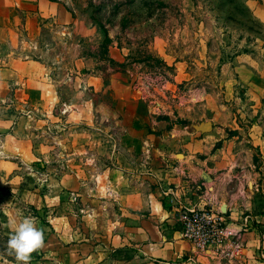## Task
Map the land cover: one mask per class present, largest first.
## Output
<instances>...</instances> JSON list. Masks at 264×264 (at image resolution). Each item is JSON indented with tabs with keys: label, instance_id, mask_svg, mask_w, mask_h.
<instances>
[{
	"label": "rangeland",
	"instance_id": "1",
	"mask_svg": "<svg viewBox=\"0 0 264 264\" xmlns=\"http://www.w3.org/2000/svg\"><path fill=\"white\" fill-rule=\"evenodd\" d=\"M14 2L0 0V264H18L7 239L22 215L54 240L30 264H101L112 188L154 191L182 144L218 117L239 127L228 137L243 138L264 186L250 136L264 135V22L253 13L264 0ZM55 5L65 16L48 17ZM45 90L56 98L39 106ZM68 106L82 116L66 119Z\"/></svg>",
	"mask_w": 264,
	"mask_h": 264
},
{
	"label": "crops",
	"instance_id": "2",
	"mask_svg": "<svg viewBox=\"0 0 264 264\" xmlns=\"http://www.w3.org/2000/svg\"><path fill=\"white\" fill-rule=\"evenodd\" d=\"M40 1L15 0L14 5L25 4L29 8L30 5L40 6ZM263 12L264 9L260 7L253 11L261 22H264ZM65 13L62 7L55 5L46 14L58 19ZM36 64L43 67L41 63ZM249 64L251 68H256L253 60ZM46 74L41 71L38 74L41 78L38 79L42 80ZM259 77L264 79L263 67ZM23 83L25 85L26 80ZM46 94L54 102L55 91H41L39 106L43 105L41 101ZM62 111H65L62 114L68 120H77L82 116L81 112L69 106L68 109L62 108ZM50 116L54 117L52 113ZM216 119L219 126L211 129L203 139L187 140L182 144L181 153H176L181 155V160L175 166L165 165L167 170L157 176L158 186L154 191L147 187H136L133 180H123L118 187L112 188V201L103 203V208L106 204L111 210V231L105 230L96 240L100 242L95 250L96 256L101 257V264H264L259 257L260 236L258 224L255 223L256 218L264 216V186L260 189L256 182L259 174L254 171L252 151L245 147L243 138L234 134L228 137L227 131H237L241 136L239 127L219 117ZM250 132L251 144L259 146L263 154L264 135L252 128ZM219 142L221 146L216 148ZM261 170L264 174V163ZM114 184H118V181ZM61 191L54 188L53 198ZM166 191L168 195H164ZM38 197L40 199V195ZM203 205L226 208L228 234L219 246L205 253H196L189 243L180 238L179 212L182 207ZM244 215L253 218L245 229L241 222ZM50 237L49 234L45 236L44 248L47 242L54 243ZM82 245L87 251L88 244ZM121 252L131 256L119 259Z\"/></svg>",
	"mask_w": 264,
	"mask_h": 264
},
{
	"label": "built area",
	"instance_id": "3",
	"mask_svg": "<svg viewBox=\"0 0 264 264\" xmlns=\"http://www.w3.org/2000/svg\"><path fill=\"white\" fill-rule=\"evenodd\" d=\"M164 195H168L166 191ZM253 218L244 215L241 219L242 227L248 228ZM255 220V219H254ZM181 225L180 238L189 243L196 253L217 247L228 234L225 214L219 208L203 205L201 207H182L179 212ZM258 224L260 247L259 257L264 261V216L256 218Z\"/></svg>",
	"mask_w": 264,
	"mask_h": 264
},
{
	"label": "clouds",
	"instance_id": "4",
	"mask_svg": "<svg viewBox=\"0 0 264 264\" xmlns=\"http://www.w3.org/2000/svg\"><path fill=\"white\" fill-rule=\"evenodd\" d=\"M7 250L13 253L18 264H30L32 254L45 243L44 231L38 227V220L31 215L13 217L10 222Z\"/></svg>",
	"mask_w": 264,
	"mask_h": 264
},
{
	"label": "trees",
	"instance_id": "5",
	"mask_svg": "<svg viewBox=\"0 0 264 264\" xmlns=\"http://www.w3.org/2000/svg\"><path fill=\"white\" fill-rule=\"evenodd\" d=\"M103 34H104V44L106 45V48H107V46L109 45V43L111 42V40L108 38V36H107V33H106V31L103 29Z\"/></svg>",
	"mask_w": 264,
	"mask_h": 264
},
{
	"label": "water",
	"instance_id": "6",
	"mask_svg": "<svg viewBox=\"0 0 264 264\" xmlns=\"http://www.w3.org/2000/svg\"><path fill=\"white\" fill-rule=\"evenodd\" d=\"M204 129H205V128H204ZM209 129H210V128H209ZM204 179L209 180V178H207V177H205V176H204ZM220 211H221V213L225 214V213H226V208H225V207H222V208L220 209Z\"/></svg>",
	"mask_w": 264,
	"mask_h": 264
}]
</instances>
